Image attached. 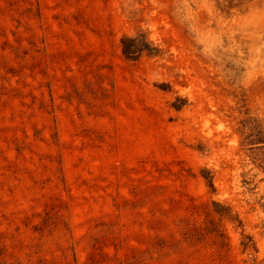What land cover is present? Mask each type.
Segmentation results:
<instances>
[{"label":"rangeland","instance_id":"obj_1","mask_svg":"<svg viewBox=\"0 0 264 264\" xmlns=\"http://www.w3.org/2000/svg\"><path fill=\"white\" fill-rule=\"evenodd\" d=\"M0 264H264V0H0Z\"/></svg>","mask_w":264,"mask_h":264},{"label":"trees","instance_id":"obj_2","mask_svg":"<svg viewBox=\"0 0 264 264\" xmlns=\"http://www.w3.org/2000/svg\"><path fill=\"white\" fill-rule=\"evenodd\" d=\"M130 42L131 44H129ZM121 46L123 53L126 56H128V54L134 53L135 51H137L138 53H141L143 51L155 53L157 51L156 48L151 46L145 39L138 40L136 37H123L121 39ZM209 185L212 186L211 181L209 182Z\"/></svg>","mask_w":264,"mask_h":264}]
</instances>
